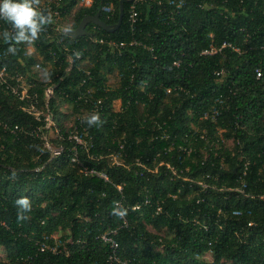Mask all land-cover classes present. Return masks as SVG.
<instances>
[{
	"label": "trees",
	"instance_id": "trees-1",
	"mask_svg": "<svg viewBox=\"0 0 264 264\" xmlns=\"http://www.w3.org/2000/svg\"><path fill=\"white\" fill-rule=\"evenodd\" d=\"M78 1L66 0L63 14ZM120 1L115 31L85 27L93 37L137 41L117 53L63 31L42 32L34 53L20 43L11 54L0 33V64L35 82L38 105L44 87L54 83L48 108L63 138L50 139L63 146L52 157L41 122L0 86V123L20 126L12 133L0 124V264H264V0H92L76 9L69 28L98 11L103 22L115 24ZM131 4L133 29L126 19ZM222 42L230 45L201 54ZM35 65H49L47 77L30 73ZM86 70L91 78L83 82ZM113 72L117 85L109 86ZM97 99L101 108L91 110ZM60 104L75 113L70 128ZM97 113L101 123L89 126L87 117ZM73 131L86 133L80 161L108 180L85 175L70 161ZM229 139L232 146L225 145ZM22 196L32 209L18 220L15 201ZM145 197L149 204L133 210ZM116 201L126 210V225ZM110 228H117L119 261L108 260L110 249L99 237ZM55 242L56 253L38 249Z\"/></svg>",
	"mask_w": 264,
	"mask_h": 264
},
{
	"label": "built area",
	"instance_id": "built-area-1",
	"mask_svg": "<svg viewBox=\"0 0 264 264\" xmlns=\"http://www.w3.org/2000/svg\"><path fill=\"white\" fill-rule=\"evenodd\" d=\"M136 1V0H135ZM92 0H79L77 4L73 7L72 11L69 13H64L61 11V8L65 5L66 0H40V5L39 8L41 11H43L45 14L51 13L52 15V23L48 24L45 26V30L43 31L45 36L49 37L51 35V32L54 34L63 32L66 30V28H69L71 25L72 21L68 24H65V19L70 18L73 16L74 12L78 7H88L91 5ZM200 7H207L205 3L203 4H198ZM105 10H107L106 17L110 18L113 12V7L112 3L105 4L103 6ZM70 16V17H68ZM71 19V18H70ZM127 23L130 27V29H133L134 24L136 23L137 20V12L135 10L134 4H131L129 7V11L127 13ZM5 30H11V25L10 24H5L1 21L0 18V33H2ZM89 38L92 40V42L96 43H101L106 45L107 51L109 50L110 52H120L122 49H124L127 45H134L137 44L136 40H131L130 42H125V41H115L113 39H107V38H98V37H93L92 34L89 36ZM28 46V51L30 53H34V46L32 44H26ZM230 45L227 42H222L220 45H214L210 44L207 48H204L201 50L202 55H212L219 53L220 50L227 46ZM235 50H238V48H235ZM68 66L66 67V71H68L71 68L72 65V59L68 57ZM173 65H179L178 60H174ZM38 65H35L30 73L34 69L38 68ZM40 68V67H39ZM86 77L82 79L84 82L85 79L89 80L91 78V73L89 70L85 71ZM260 76L259 70H256V77ZM48 82H52L51 79L47 80ZM0 86L8 93L12 94L17 98L19 101L18 107L21 111L27 113L28 115H31L33 119L40 121L41 125L38 127V130L41 132V138L43 139V146L47 148L50 152V155L52 157L59 155L62 150L63 146L60 144L58 146L52 145L50 139L54 138L56 140L63 139L61 134L59 133L58 129L55 126L53 116L51 111L48 108V99L53 93V89L55 87L54 83H50L44 87L43 91V104L38 105V91L35 89L36 85L35 82L28 80L26 76L18 71V69L7 67L6 65L0 64ZM90 89L87 88L85 90V93H89ZM167 93H171V89L167 88L166 89ZM81 96V95H80ZM101 108V100L97 99L95 102H93L91 110H98ZM216 112L215 109L212 110V118L214 116V113ZM206 117V115H204ZM3 125V127L8 128V130L12 133H15L16 131L20 130V126L18 124H13L9 126L7 123H0ZM86 135V133L84 134ZM84 135H80L77 131L71 132L68 136L67 139L69 141H73L74 144L72 146V151L70 154V161L77 164L80 171L83 174H89V175H95L97 177L103 178L104 180H108L106 174L102 170H98L94 167H87L84 165L77 154V149L78 147H84L86 148L88 145V142L84 139ZM180 147V146H179ZM172 146L168 148L170 150ZM182 150L187 151L188 153L191 152V148L187 149L186 147H180ZM88 154V153H87ZM89 157H92L90 154H88ZM111 160L113 163L119 164V159L118 156L115 154H111L110 156ZM138 163V162H137ZM162 164V162L160 163ZM167 168L172 169L171 166L168 164H165ZM152 172H156L157 167L154 169H148ZM187 180L188 178H184ZM202 188L208 187L209 185L204 182H197ZM122 186L118 185L117 189L121 191ZM149 204V199L145 197L141 202H137L135 205L132 206L133 210L140 209L141 206ZM115 207H116V212L117 214L122 210V203L121 201H116L115 202ZM155 214H159L162 212V206L160 203L157 202L156 207H155ZM119 215V214H118ZM119 218L122 220V223L124 225L127 224V221L125 219V216H120ZM3 225L4 223L1 222ZM117 233V228H110L107 231L103 232L100 234V239L102 240L103 243L107 244V246L110 249V253L108 256L109 261H119V256H118V242L115 238V234ZM52 237L57 239V235L54 234ZM56 244L49 245L46 243H42L39 245L38 249L40 251H43L45 249H49L51 252L56 253L58 251V246L57 242ZM123 264H125L124 261H122Z\"/></svg>",
	"mask_w": 264,
	"mask_h": 264
},
{
	"label": "clouds",
	"instance_id": "clouds-1",
	"mask_svg": "<svg viewBox=\"0 0 264 264\" xmlns=\"http://www.w3.org/2000/svg\"><path fill=\"white\" fill-rule=\"evenodd\" d=\"M39 5L40 0H0V18L11 25V30L2 33L3 40L10 45L9 53L16 54L17 44H32L38 40L45 26L52 23L51 13L45 14ZM86 122L89 126L100 124L99 114L90 115ZM15 203L18 206V220L27 219L25 213L32 209L30 200L22 196ZM125 211L121 210L118 214L123 216Z\"/></svg>",
	"mask_w": 264,
	"mask_h": 264
},
{
	"label": "water",
	"instance_id": "water-1",
	"mask_svg": "<svg viewBox=\"0 0 264 264\" xmlns=\"http://www.w3.org/2000/svg\"><path fill=\"white\" fill-rule=\"evenodd\" d=\"M99 14L100 13L98 11L93 15L84 16L75 28H66V30H65L66 34H68L71 37L91 36V33L85 29V27L88 23H93V24L99 26L100 28H102L103 30H105L106 32H109V33L115 31L120 26L121 21H122V16H123L122 1H120L118 19H117V22L115 24L109 25V24L103 22L99 18Z\"/></svg>",
	"mask_w": 264,
	"mask_h": 264
},
{
	"label": "rangeland",
	"instance_id": "rangeland-1",
	"mask_svg": "<svg viewBox=\"0 0 264 264\" xmlns=\"http://www.w3.org/2000/svg\"><path fill=\"white\" fill-rule=\"evenodd\" d=\"M68 17H70V16H68ZM70 18L65 19L64 23L65 24L70 23L72 21V16ZM49 68H50V66L46 65L43 68H39L38 67V68L34 69L32 72L37 73L39 75V77H47V75L45 73H48ZM117 81H118V76H117V74L115 72L108 74V76H107V84L109 86L117 85ZM60 107H61L62 112L67 113V117L63 120V125H64L65 128H70L71 125H72L75 113L72 112L70 106H66L65 104H60ZM52 145H54L53 142H52ZM225 145L226 146H232L231 140L230 139L229 140H225ZM56 235H59V234L57 233ZM4 257H5L4 248L2 246H0V259H4ZM204 258L207 259V260H210L211 259L210 253H207L204 256Z\"/></svg>",
	"mask_w": 264,
	"mask_h": 264
}]
</instances>
